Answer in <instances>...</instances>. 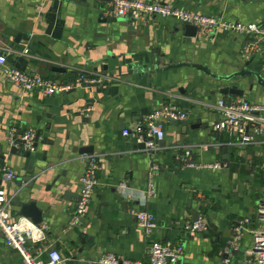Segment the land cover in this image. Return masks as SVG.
I'll use <instances>...</instances> for the list:
<instances>
[{"label":"crops","instance_id":"0c3cea01","mask_svg":"<svg viewBox=\"0 0 264 264\" xmlns=\"http://www.w3.org/2000/svg\"><path fill=\"white\" fill-rule=\"evenodd\" d=\"M163 2L228 22L264 24V0ZM109 10L110 0H0V56L10 67L61 84L81 74L101 78L44 98L37 92H23L0 70V144L7 145L11 127L21 132L34 129L37 134L34 152L18 150L3 159L7 145L0 153V165H8L16 174L12 182L0 178L11 219L20 217L16 198L34 201L47 229L45 241L30 248H53L69 264H97L104 254L146 261L149 239L133 214L139 210L158 221L154 239L183 246L179 264H224L219 254L233 226L248 219L230 264H250L247 252L260 226L257 206L264 200V173L258 167L264 160V146L240 144L235 137L218 133L220 114L213 106L234 99L264 106V90L255 79L247 85V79L241 85L244 96H222L218 91L225 84L195 68H155L160 60L165 67L187 62L216 76L246 69L264 79V43L246 55L244 46L251 38L220 30L199 38L197 31L193 36L173 18L135 21L107 15ZM167 102L185 111L187 120L167 122L155 151L145 152L122 138L124 128ZM90 147V154L100 159L98 188L83 225L65 231L83 171L77 150ZM179 147H191L195 162L226 167L216 172L181 168ZM151 163L158 167L153 174L156 196L147 198ZM121 184H126L124 190ZM196 215L205 220L207 232L184 233L183 227ZM40 259L46 262V254ZM0 264H22L1 236Z\"/></svg>","mask_w":264,"mask_h":264},{"label":"built area","instance_id":"2783aa9c","mask_svg":"<svg viewBox=\"0 0 264 264\" xmlns=\"http://www.w3.org/2000/svg\"><path fill=\"white\" fill-rule=\"evenodd\" d=\"M107 15L116 18H132L135 21H145L151 17L173 18L185 26L195 27L199 38L209 37L217 30L251 38L244 46L246 55H251L257 45L264 43V24L249 25L228 22L221 17L194 14L187 10L174 9L165 4L163 0H110V10ZM24 54L26 55L27 52L25 51ZM0 70L6 81L19 87L23 92L30 94L37 92L44 98H51L56 94L101 81L98 76L89 77L81 74L71 83H57L41 75L25 73L10 67L4 56H0ZM213 109L220 114V121L215 127L218 133L233 136L240 144L264 146V106L253 105L243 99H234L220 100L213 106ZM168 119L185 122L187 114L175 103L167 102L151 111L141 121L124 128L121 131V136L136 145H143V151L152 153L156 150V144L164 139V126ZM36 137L37 134L34 129L21 132L11 127L8 131L7 144L25 153H32L35 151ZM16 140H22L24 143L16 144ZM177 160L181 168L216 172L226 167V164L221 163L195 162L191 147H179ZM82 161L83 171L80 176V190L65 231H71L83 225L98 188L99 157L94 154H85L82 155ZM258 167L264 173V160ZM157 169L156 164L151 163L145 192L147 198L156 196L153 174ZM0 178L3 182H12L15 180L16 174L8 165H0ZM125 188L126 184H121V190ZM133 214L138 228L149 239L146 261L130 260L121 255L104 254L96 263L179 264L183 260V246L177 243H163L153 238L160 225L151 213L139 210ZM257 216L260 226L252 234V248L247 252L251 259L250 264H264V200L257 206ZM248 225L249 220L244 219L233 226L231 236L219 254L224 264H230L234 254L239 250ZM46 229L45 224L34 225L25 218L11 219L9 200H7L5 192L0 190V236L5 247L15 251L20 256L22 264H69L68 260L53 248L40 247L36 250L30 248V244L38 245L45 241ZM207 230V224L201 218L183 227V232L189 235L203 234ZM43 254L47 256L46 262L40 259Z\"/></svg>","mask_w":264,"mask_h":264},{"label":"water","instance_id":"95a60500","mask_svg":"<svg viewBox=\"0 0 264 264\" xmlns=\"http://www.w3.org/2000/svg\"><path fill=\"white\" fill-rule=\"evenodd\" d=\"M115 21V20H114ZM186 28L188 30H190L192 32V35L195 36L196 33V29L195 27L192 26H186ZM184 66H190L192 68H195L196 70L202 72L203 74H205L206 76L212 78L215 81H218L220 83H224L225 85L222 86L221 88H219L218 93L222 96H231V97H242L244 96L245 91L242 89L243 82L245 80L248 79L247 85H253L254 84V80L255 79V83L257 86H259L260 88H262L264 90V79L260 76L259 73L254 72V71H249L246 69H241L238 70L234 73H232L229 76H216L214 74H212L211 72H209V70L204 67V66H200V65H194V64H187V62H183L182 64H176L173 66H164L162 64V60H160V62L158 64H156V71L159 70H167V69H173V68H181ZM140 72L142 74H146L149 72L143 69H139ZM63 70L61 69H54V72H61ZM239 83V84H237ZM95 84H91L90 87H93ZM168 122L170 123H176V121L168 119ZM24 141L22 140H16V144H23ZM8 145V144H7ZM6 144H0V153H3V150L6 148L7 146ZM9 146V145H8ZM7 146V147H8ZM141 148H143V145H139ZM8 154H5L3 157L6 158L8 157V155H14L17 154L18 149L14 146L12 147H8ZM92 148H81L78 149L77 152L81 155L83 154H90L92 153ZM22 154H25V152L21 151ZM15 206L18 208V215L20 217L26 218V219H30V221L34 224V225H40L43 222L42 216H41V212L40 210L37 209L36 207V203L34 201H30V202H19V197L16 198L15 200ZM199 218L198 215L195 216L194 221H196Z\"/></svg>","mask_w":264,"mask_h":264}]
</instances>
